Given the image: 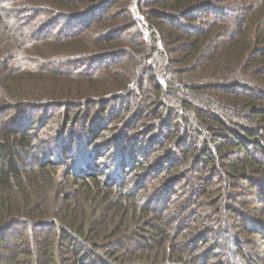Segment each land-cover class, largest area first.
<instances>
[{
    "label": "trees",
    "instance_id": "1",
    "mask_svg": "<svg viewBox=\"0 0 264 264\" xmlns=\"http://www.w3.org/2000/svg\"><path fill=\"white\" fill-rule=\"evenodd\" d=\"M23 1L29 2L17 0ZM74 1L71 6L66 0H48V4L76 13L87 7L102 13L97 21L101 34L74 52L77 57L72 61H81L71 64L78 80L69 81L78 92L38 95L33 90L25 93L22 87L17 91L6 79L14 82L16 77L5 76L9 70L4 66L0 67L1 74L6 72L0 79V107L63 101L66 109L72 100H94L95 108L103 107L105 114L112 103L126 101L138 87L144 94L128 118L133 123L151 121L152 132L161 134L163 141L154 140L149 147L160 146L163 155L158 157L168 165L164 164L158 184L142 204L136 192L128 193L117 183L119 177L139 179L144 168L125 140L111 165L98 158L93 166L72 165L60 173L51 159H37L30 168L32 152L50 138L36 143L31 133L35 122L24 110L10 121L9 115H0L5 117L0 119V264H194L187 240L183 246L176 242L180 237L170 230L166 211L180 215L182 227L188 214L201 211L205 219L218 218V199L227 196L241 202L249 193L256 202L262 199L255 196L256 190L264 194L260 189L264 188V0H125L122 11H114L122 0ZM3 7L0 35L10 37L11 25L17 26L12 52L17 56L36 50L37 36L24 33L14 17L17 12ZM130 26L140 27L131 37L135 41L122 39ZM82 31L62 37L71 43L83 36L88 40ZM0 55L2 66L8 55ZM103 56H122L130 60L129 66L107 65L102 75H96L93 67L79 73L81 63L96 64ZM18 57L13 62L19 72L30 66L31 71L43 68L39 57L33 61L26 54ZM89 134L88 144L100 139L93 131ZM153 148L145 150V162L157 153H152ZM177 148L182 154L178 162ZM191 171L193 179L183 186L190 195L187 201L171 204V199L157 198L188 178L177 175ZM217 178L220 184H214ZM147 188V182L138 187L139 192ZM234 212L232 219L241 217ZM230 220L219 224L225 229ZM192 230L182 240H201L205 229ZM242 231L247 237L249 232ZM242 255L227 246L223 264H240Z\"/></svg>",
    "mask_w": 264,
    "mask_h": 264
},
{
    "label": "rangeland",
    "instance_id": "2",
    "mask_svg": "<svg viewBox=\"0 0 264 264\" xmlns=\"http://www.w3.org/2000/svg\"><path fill=\"white\" fill-rule=\"evenodd\" d=\"M50 1L53 2L55 0ZM124 1L125 0H122L120 5L114 8V11H122L123 5H125ZM65 4L71 6L75 4V1L66 0ZM0 7H3V9L12 8L9 12H17V14H14V17L19 19L22 28L25 29L24 33L34 34V37L37 36L34 39L35 43H33L36 50H27L16 56L12 50L17 40L15 35L17 34V26L11 25V32L14 31V35L10 32V37L6 39L3 38V35H0V53L4 55V57L5 54L8 55V57L3 59V65L0 67L6 66L9 70L7 73L3 72L2 74L6 73L5 76L16 77L14 82L12 79L9 80L8 77L6 78L9 82V86L17 91L23 88L26 90L25 93L31 92L32 90L35 92L38 91V95H49L54 91L55 94L65 93L69 90L72 91V93L78 92L77 86L69 81L70 79L71 81L78 80L74 73L75 68H72L71 64L73 65L81 61H72L73 58L77 57L74 52L78 49L82 50V48L88 47V45H91L89 43V41H91L90 39L97 38L101 34V32L97 30L99 25L97 21L102 13H98L97 9L92 10L91 7L81 9V12L78 13L63 8H52L48 4V0H29L28 3L25 1L18 3L17 0H2L0 2ZM137 28L139 29L140 27L138 26L135 28L130 26L124 29L125 31L123 30L121 35L122 39L135 41L136 39H131V37L135 38ZM78 30H84L82 32H84L88 40L83 36L80 39L76 38L77 40L71 43L62 37L68 33H76ZM23 54L28 55L32 61L37 59L36 57L41 58L42 61L38 63V65L43 68H40L39 71H31L29 69L33 67L27 63L30 68L22 69L23 71L19 72L20 69H18V65H15L13 60L15 59L16 61V59L19 58L18 56ZM100 61L101 62H97L96 64L87 63V65L86 63H81V68H78L79 73L86 72L87 67L88 69L93 67L92 71L94 70L96 75H102L107 65L115 68H121L123 66L127 68L130 60L122 58V56H115L112 58L103 56ZM69 69L73 72H70ZM2 74L0 73V79L3 77ZM143 94V90L134 87L129 97H120L121 99L126 98V101L112 103L105 114L103 113V107L95 108L98 103L97 101L93 100L91 102L87 101L86 103H81L72 100L67 103L71 107L66 109L64 108L65 104L63 101L53 102L52 104L43 101L37 102L32 104L29 108L13 104L6 105L5 107L3 105V107H0V115H9L7 120L10 121L17 118L20 114L19 112L24 110L35 122V129H33L31 133L35 137L34 140L36 143L43 141L46 136L47 139L50 138L49 142L43 146H38L40 148L32 152V159L27 161V165L30 168H34V166L38 164L37 159L43 160L44 162H48L51 159L52 162L59 166L60 173L65 170L66 167L68 168L72 165L88 163L89 166H93L98 161V158H102L99 162L106 161L108 165H111V161L116 158L121 148V140H125L131 145L130 147H133L135 150L132 156L139 161V163H144V168H140L139 170V179L136 176L119 177L117 183L124 185L128 193L136 192L135 195L140 196L139 199H141L143 201H141V203L144 204L145 198L150 196V191L158 184V180L160 179L158 173L163 169L164 164L166 166L168 164L158 157L163 155V150L161 151L159 149L160 146L152 147L154 149L152 153L154 151H157V153H155V155L153 154L154 156H152L151 160L145 162L146 155L144 156V153L152 149L149 147L152 145V141H158L156 142L157 144L160 142L162 143L163 139L161 138V134L157 135L156 131L152 132L153 127L151 121L133 123V121L128 118L131 111L133 112L136 108V100L140 99ZM159 110L160 108L158 112ZM4 116H0V119L4 120ZM135 116L136 115L130 117L134 119ZM28 123L29 121L26 122V127L29 126ZM150 123L151 126L147 127ZM89 131H93L100 135V139L98 138L97 141H93V139L90 144H88L87 139H90ZM151 134L152 136L149 137ZM155 135H157V137ZM84 151H88L92 154L87 156ZM175 156L176 158L174 159L176 162L180 161L182 158L181 151L178 148L175 150ZM159 161H161V165L157 164ZM113 166L114 165H112V167ZM106 169L107 168H104L105 171ZM144 169L147 170L144 171ZM183 173L184 174L181 175L175 173V175H177L178 179H182L187 175L188 178L186 180L179 185L177 184L174 190L169 191V193H160L157 198L162 199V201H164L163 199H171V204H177L181 200L184 202L187 201L190 195L183 188L186 186L188 180L190 181L193 179V176L191 174L192 171ZM153 177L158 178L154 179ZM218 180L220 181L218 182ZM134 181L136 185H134ZM145 182H147V191L139 192V185H143ZM220 183V178H217V180L215 179L214 184ZM181 184L184 185L180 186ZM260 189L264 190V188ZM248 194L249 193H246L245 196H243L244 199H242L241 202L228 199L227 196L218 199L216 202L219 203L221 208V213L218 218L214 216L210 220L207 218L205 219V217L201 216L203 212L200 211L198 213L188 214L189 218L186 219V222H184L185 225L182 227L180 225L182 217L180 215H174L170 211H166L164 218L169 221L170 230L175 232L176 237H180V240L177 239L176 242L183 246L187 240L188 247L186 250H189V252L194 255L192 263L204 264L208 261V264H223V257L227 251V246H229L235 250L239 249V253L240 251L244 253L245 256L242 255L239 259L240 264H264V194L261 195L260 191L257 189L255 196L257 198L261 197L262 199L256 202H254ZM158 205L159 202L154 203V206ZM234 211L239 212L241 217H233L232 219L231 215L235 214ZM252 215L256 217H250ZM226 218L229 220L231 219V225L227 223V227L223 229L219 224V220L222 221ZM178 224L179 226H177ZM174 226H177L178 229H173ZM188 227L193 228L191 232L196 229L197 232H199L198 229H205L201 236L203 242L198 239L191 240V238H183L185 240H182L181 237H185L190 233V228ZM243 228L246 229L247 233L249 232L247 237L243 234ZM232 237H235L233 241H231ZM209 253L211 254L210 256ZM216 261L218 263H215Z\"/></svg>",
    "mask_w": 264,
    "mask_h": 264
}]
</instances>
